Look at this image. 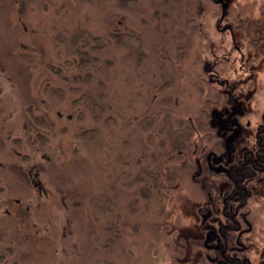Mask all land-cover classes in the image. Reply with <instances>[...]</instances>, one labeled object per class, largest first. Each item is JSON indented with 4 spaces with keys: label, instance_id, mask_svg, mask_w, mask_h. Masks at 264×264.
<instances>
[{
    "label": "rangeland",
    "instance_id": "374dc122",
    "mask_svg": "<svg viewBox=\"0 0 264 264\" xmlns=\"http://www.w3.org/2000/svg\"><path fill=\"white\" fill-rule=\"evenodd\" d=\"M192 3L0 0V264H166Z\"/></svg>",
    "mask_w": 264,
    "mask_h": 264
},
{
    "label": "flooded vegetation",
    "instance_id": "af4514ba",
    "mask_svg": "<svg viewBox=\"0 0 264 264\" xmlns=\"http://www.w3.org/2000/svg\"><path fill=\"white\" fill-rule=\"evenodd\" d=\"M192 2L182 20L196 34L197 67L192 77L185 63L180 72L194 86L196 106L179 123L188 133L176 167L187 181L185 203L177 209L178 233L166 235L171 249L151 258L264 264V0Z\"/></svg>",
    "mask_w": 264,
    "mask_h": 264
}]
</instances>
